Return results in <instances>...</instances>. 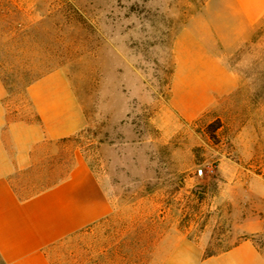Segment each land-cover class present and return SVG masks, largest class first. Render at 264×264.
Masks as SVG:
<instances>
[{
	"label": "rangeland",
	"instance_id": "obj_1",
	"mask_svg": "<svg viewBox=\"0 0 264 264\" xmlns=\"http://www.w3.org/2000/svg\"><path fill=\"white\" fill-rule=\"evenodd\" d=\"M178 61L183 76L216 71L225 82L234 75L238 88L185 119L172 101ZM56 69L86 126L59 140L45 165L52 179L73 166L77 183L88 169L90 197L104 198L107 215L52 245L55 264L154 263L167 233L206 242L204 255L216 254L245 236L233 205L262 206L264 214V197L243 194L262 173L264 14L248 24L233 0H0L8 111L33 118L26 84ZM220 160L234 168L218 173ZM253 239L264 253V232Z\"/></svg>",
	"mask_w": 264,
	"mask_h": 264
},
{
	"label": "crops",
	"instance_id": "obj_2",
	"mask_svg": "<svg viewBox=\"0 0 264 264\" xmlns=\"http://www.w3.org/2000/svg\"><path fill=\"white\" fill-rule=\"evenodd\" d=\"M233 1L248 24L264 14V0ZM181 64L178 61L174 74L172 101L185 119L202 114L216 102V95L238 88L234 75L228 82L216 71L183 76L178 70ZM177 87L182 90L178 92ZM6 95L0 77V258L5 264H55L48 255L52 245L107 215L104 198L98 193L96 199L90 197L93 183L88 181V169L82 170L86 181L77 183L72 181L73 166L66 174L52 179V170L45 165L46 158L56 155L59 140L69 139L86 126V117L61 69L27 85L26 97L33 118L11 114ZM262 155L260 178H250L243 193L248 198L264 197V150ZM216 168L218 173L226 174L234 166L220 160ZM246 177H238L239 190L243 189L241 179ZM28 189L32 193H23ZM94 206L100 212H90ZM260 210L262 206L233 205L240 219L236 229L245 236L219 253L205 256L206 242L167 233L156 246L158 260L148 264H264V253L253 239L254 234L264 232V214Z\"/></svg>",
	"mask_w": 264,
	"mask_h": 264
},
{
	"label": "trees",
	"instance_id": "obj_3",
	"mask_svg": "<svg viewBox=\"0 0 264 264\" xmlns=\"http://www.w3.org/2000/svg\"><path fill=\"white\" fill-rule=\"evenodd\" d=\"M42 75L37 76L35 79H31L27 82L26 86L29 85L32 81L36 80L37 78L41 77ZM220 127L219 121L216 119L215 121L208 124V129L210 132V136L214 137V132ZM212 255V254H211Z\"/></svg>",
	"mask_w": 264,
	"mask_h": 264
}]
</instances>
